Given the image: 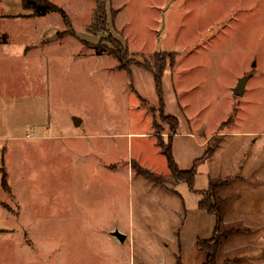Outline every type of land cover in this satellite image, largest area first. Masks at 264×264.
Masks as SVG:
<instances>
[{"label":"rangeland","instance_id":"obj_1","mask_svg":"<svg viewBox=\"0 0 264 264\" xmlns=\"http://www.w3.org/2000/svg\"><path fill=\"white\" fill-rule=\"evenodd\" d=\"M51 1L69 21L50 11L30 24L39 32L65 28L47 47L54 137L34 140L40 128L26 123L30 113H46L35 108L46 99L0 100V166L23 206L20 220L0 206V264H264V151L246 159L240 141L264 130V9L254 40L230 30L238 15L227 10L238 12L237 0H108L102 26L94 23L96 0ZM117 42L130 66L141 61L159 72L170 65L179 97L190 102L178 110L192 129L213 132L209 156L226 139L200 163L193 187L175 179L157 143L171 132L164 105H155L150 80L121 67ZM242 73L261 74L243 95L231 87ZM171 79L164 96L176 110ZM211 176L223 232L212 263L199 246L217 223L199 208ZM3 177L0 169V186ZM0 197L11 200L1 190Z\"/></svg>","mask_w":264,"mask_h":264},{"label":"crops","instance_id":"obj_2","mask_svg":"<svg viewBox=\"0 0 264 264\" xmlns=\"http://www.w3.org/2000/svg\"><path fill=\"white\" fill-rule=\"evenodd\" d=\"M237 1L239 6L238 12L233 11L232 9L231 11L227 10L228 12L227 14L230 13V14L238 15L237 18H235V21L229 24L230 30H236V31L239 30L238 31L239 35L242 32L243 38L245 37V34L249 37H252V39L254 40H256L257 37L261 38V35L259 34V30L257 27V23L259 24V22L257 21L256 16H262L261 13L264 9V0H237ZM49 13L50 12L36 15L34 14V11L31 8H26L24 6L23 0H0V100L3 99L5 96H11L13 98L19 96L21 97L32 96L39 99H46L45 105L36 106L35 108L46 109L45 114L50 115L48 120L45 121L43 119V116L45 114L40 113L41 115H39L38 113H30V118L33 120H31V122L30 120L26 122L27 125L30 126L31 128L33 127L32 129H34L35 131L38 130V128H40L39 132L34 135L36 137H34L32 134L34 140H38V141L49 140V136L54 137V133H53L54 123L52 120L53 117H52V102H51L52 95L50 92L51 81L49 75L50 72L48 70L50 56L47 47L51 42L54 43L57 40H60V38H62L59 37L57 33L60 30H65V28L43 29L42 31L39 32L38 25L34 24L35 26H33L32 24H30L31 22L30 20L39 19L40 17L46 16ZM258 41H260V39H258ZM44 60L47 62L45 63V65L43 63ZM252 62H255V60ZM197 64L198 65L202 64V62L198 60ZM20 69H22V72L16 76L18 70ZM130 70H131L130 74H133L135 77L138 73L139 76H143L147 78V80H150L151 89L153 92L151 93V95L154 96L157 94V96L155 97H158V101L156 102L155 105L161 102V98L156 88L154 74L147 68L140 65H131ZM257 74L258 73H254L251 76L248 75L247 73L240 74L233 83V85L231 86L232 90H234V88H236L242 81L245 82L243 94H245L247 91L251 89H254V87L256 88V86L258 85V81H256V76H261V74L258 75ZM171 75L172 74H170V65H169V67H166L162 78L163 101H164L162 102V104L164 106L161 111L165 115L177 116L180 121L178 131L173 135V153L178 166L181 169H189L195 164V161L197 159L203 157L206 154V152L210 149L208 143L213 135V132L212 133L206 132L203 128V125L201 124L197 125L196 129H192V125L189 118L187 117L186 119L182 116L183 113L181 108L183 109V105H187V106L190 105V102L188 104V101L187 102L182 101V99L179 97V93H178L179 85L177 82H175L174 84V80L173 78L171 79ZM252 78L253 80H250ZM167 79L168 81L170 79L171 81L173 80V84L172 85L170 84V88L173 87L176 92V100H175L176 110H169L166 104L164 95H165V87H166ZM135 80H137V77ZM250 82L253 83L251 84ZM137 90L139 91V94L142 97H145L148 100L150 99V97H152L148 95L147 92L142 91L139 88ZM182 90L185 91L186 89L182 88ZM192 99H191V103L193 102ZM178 105L179 107H181L180 111L178 110ZM237 120H239L238 115L234 117V120L231 124L226 126L228 127L235 126L237 124L236 122ZM76 121L81 122L80 118H76ZM223 121L220 122L219 126ZM20 130L21 127H19V131ZM261 134H264V130L262 131L255 130L254 133L251 132V134L241 135L243 140L240 141H242V144H245L247 146L245 149L248 150L245 153V155L247 156L244 155V158L247 159V157L250 154L254 153L253 151L257 150V153L258 152L261 153L262 151H264V141L260 142L259 139L252 137ZM0 138H2V135H0ZM250 140L253 143V145L250 144ZM224 142H226V139H224L216 149L218 150L219 147L222 146V143ZM216 149L211 153L209 158H211V156L215 153V151H217ZM207 159L208 158H205L204 160L206 161ZM202 161H200V163ZM0 169L3 170L4 173V177L2 179L3 182H1L0 190L8 194V197L10 196L9 200L11 199L10 201H8V200H4L3 197L2 198L0 197V206L5 209L4 213H7V211L10 213L6 217L7 219L14 216L15 220L17 218L20 220L23 214V206L20 200H18L16 194H14L16 192V189L13 188L12 183L7 182V176L9 173L5 171V168L3 166H0ZM0 218L2 220L5 219L4 217H0ZM5 230L13 231L12 233H14V236L17 233V230L15 228L14 230L13 228H7Z\"/></svg>","mask_w":264,"mask_h":264},{"label":"trees","instance_id":"obj_3","mask_svg":"<svg viewBox=\"0 0 264 264\" xmlns=\"http://www.w3.org/2000/svg\"><path fill=\"white\" fill-rule=\"evenodd\" d=\"M107 1L108 0H96L94 23H98V25L100 26H102V22L104 24L108 22V12L106 10ZM23 4L26 8H31L34 11V14L36 15L45 14L50 11H60L64 15L65 19H68V14L66 13L65 9L55 4L51 0H23ZM116 44L118 45V47L115 50H118V51L114 50V52L117 54V57L120 59L121 67L128 69L129 73H131V70H130L131 66L128 63L124 62L125 56L123 57L121 54L118 53L119 51H122L124 49L122 44L120 42H117ZM124 50H126V55H129L127 48H125ZM138 64L140 66L147 68L154 74L156 88L161 98V102H163L162 78H163V74L165 71V65L161 67L159 72H156L154 69L150 68L148 65H146L145 63L141 61H139ZM162 118H163L164 123H166L167 125L170 124L171 132L169 134V142H166L165 138H163V135L160 134L157 140V143L160 145L161 149L166 154L167 159H168V164L175 176V179L178 181H186L188 182L190 186L193 187L195 180H196L197 173H198V166L200 164V161L204 160L205 158L209 156L210 150H208L203 157L197 159L195 161V164L191 168L181 169L178 166L176 159L174 157V153H173V135L178 131L180 121L177 116L165 115L164 113H162ZM155 125L157 126L158 123L156 122ZM161 127H162V124H161ZM162 130L163 129L159 131H162ZM148 173L150 174V177H152V175L154 174L150 170H148ZM214 179L215 177H212V176L210 177V185H209L210 190L209 189L206 190V193H203V196L199 201L200 209L205 210L211 214H216V217H217V223L215 226L214 235L210 239H208L207 241V243L209 242L208 245H206V242H205L206 240L199 241V246L201 247V249H204L207 252V261L210 263L215 261L216 251L218 249L219 242L221 241V237L223 235V232L219 229V225L221 221L220 212L222 209V201H218L216 198V194H215L216 187H215Z\"/></svg>","mask_w":264,"mask_h":264},{"label":"water","instance_id":"obj_4","mask_svg":"<svg viewBox=\"0 0 264 264\" xmlns=\"http://www.w3.org/2000/svg\"><path fill=\"white\" fill-rule=\"evenodd\" d=\"M244 84H245L244 81L240 82V84L235 88V92L238 93V94H243V92H244ZM114 233H115V235H117L121 240H124L125 237H126L125 234L122 233V232H120V231H115Z\"/></svg>","mask_w":264,"mask_h":264}]
</instances>
